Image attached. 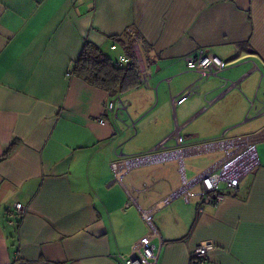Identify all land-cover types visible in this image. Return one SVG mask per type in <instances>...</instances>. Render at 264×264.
<instances>
[{
	"label": "crops",
	"instance_id": "crops-1",
	"mask_svg": "<svg viewBox=\"0 0 264 264\" xmlns=\"http://www.w3.org/2000/svg\"><path fill=\"white\" fill-rule=\"evenodd\" d=\"M129 29L146 86L109 95L72 73L85 40L115 61ZM198 48L225 68L200 78L185 63ZM115 96L126 107L116 118L105 109ZM252 139L260 164L234 195L202 211L197 197L171 196L220 159L195 157L223 152L184 148ZM16 202L22 215L9 212ZM143 213L158 264H264V0H0V264H118L151 232ZM204 241L213 249L192 263Z\"/></svg>",
	"mask_w": 264,
	"mask_h": 264
},
{
	"label": "built area",
	"instance_id": "built-area-1",
	"mask_svg": "<svg viewBox=\"0 0 264 264\" xmlns=\"http://www.w3.org/2000/svg\"><path fill=\"white\" fill-rule=\"evenodd\" d=\"M129 35L131 36V42L129 45L126 42L121 44L125 53L119 55L115 60V65L122 66L133 57L138 75V85L146 86L151 73L149 69H147V65L144 63L140 54L141 40L130 29ZM116 47V43L111 45L112 49ZM185 63L186 67L197 72L200 78L216 76L226 66L225 62L220 57L205 48H198L193 54L186 55ZM235 84L236 82H231L227 88ZM194 92L195 87L187 86L177 94L171 96V101L173 104L181 103ZM113 103H117L118 107H114ZM105 109L116 118L118 111L126 110V107L120 97L115 96L113 100L105 105ZM100 122L103 123L104 120H100ZM175 139L176 143H181L180 136H176ZM229 144L230 143H224V140H215L203 144L202 146L195 145L184 148L189 151L195 150L196 152L200 148L204 151L212 149L223 150V155L210 170L203 172L200 176L192 180H183L182 186L173 192L171 196L180 195L187 202L190 198L197 197L199 200L198 210L202 211V203L219 202L227 195H234L238 191L241 180L259 166L260 160L253 139L245 140L244 143H238L237 145ZM161 146L162 142L159 144L158 148ZM167 152H171V150L166 152L153 151L150 154H143L125 160H116L111 163V167L115 173H126L134 163L139 164L145 160L151 161L159 157L163 158L164 154ZM196 183H200L201 189L192 191L191 187ZM147 189L148 186L145 185L142 190L138 191H145ZM9 212H17L22 215L25 212V208L21 203L16 202L13 208L9 209ZM143 215L145 214L143 213ZM145 218L148 220L149 215H145ZM149 224L151 226V232L133 243L129 254L118 255V264H158L161 251V240L157 230L151 225L150 221ZM155 237H158L160 240L158 244L152 241ZM213 247L214 244L210 241H204L198 244L191 253L192 263H202L208 251L213 249Z\"/></svg>",
	"mask_w": 264,
	"mask_h": 264
},
{
	"label": "trees",
	"instance_id": "trees-1",
	"mask_svg": "<svg viewBox=\"0 0 264 264\" xmlns=\"http://www.w3.org/2000/svg\"><path fill=\"white\" fill-rule=\"evenodd\" d=\"M129 35V34H128ZM128 45L131 39L121 42ZM122 66H116L115 61L99 45L85 40L80 53L72 64L71 71L85 83L115 95L121 91L138 85L137 70L133 57ZM12 142L3 152L6 156L15 146Z\"/></svg>",
	"mask_w": 264,
	"mask_h": 264
},
{
	"label": "rangeland",
	"instance_id": "rangeland-1",
	"mask_svg": "<svg viewBox=\"0 0 264 264\" xmlns=\"http://www.w3.org/2000/svg\"><path fill=\"white\" fill-rule=\"evenodd\" d=\"M222 155H223V152L222 151L210 152V153H207L206 155H202L200 157H195L194 160H193V162L195 164H198L200 162H207V164H209L212 161L218 160L219 158H221Z\"/></svg>",
	"mask_w": 264,
	"mask_h": 264
}]
</instances>
